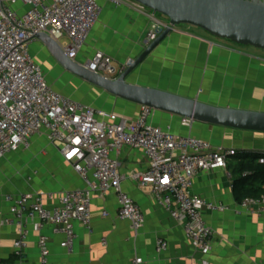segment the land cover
Masks as SVG:
<instances>
[{
  "label": "crops",
  "instance_id": "0c3cea01",
  "mask_svg": "<svg viewBox=\"0 0 264 264\" xmlns=\"http://www.w3.org/2000/svg\"><path fill=\"white\" fill-rule=\"evenodd\" d=\"M98 1L103 9L101 17L76 60L87 64L101 51L112 58L116 67L123 68L143 52L153 23L137 10L117 7L108 0ZM37 42L41 47H37ZM30 51L55 90L112 116H100L101 120H135L140 115L142 105L114 96L65 70L41 40H35ZM39 57L47 61L46 68ZM49 74H52L50 79ZM129 81L215 106L264 111V50L237 45L215 38L200 28L183 25L175 28L154 49ZM149 122L173 135L194 136L216 147L264 153V132L198 121L185 124L182 117L161 110H153ZM26 152L30 171L21 182H13L8 177L9 170L20 158L18 154L12 155L17 151L0 161V264L19 262L15 243L20 231L19 226L5 223L13 217L12 203L6 201V196L38 190L53 192L57 197L45 202L47 208L53 209L58 206L59 193L85 186L72 164L45 134L33 136ZM113 156L119 161L123 189L145 214L143 228L135 232L128 221L119 219L116 194L95 195L91 230L81 223L75 224L77 239L73 253L61 246L64 236L55 234L52 225H41L38 218H25L23 228L28 232V245L21 264H41V237L48 240L47 264H132L136 257H141L143 264H199L204 260L182 226L159 205L150 188L134 179V174L149 168L144 153L126 147ZM227 163L225 169L198 174L191 189L206 202L230 208L225 211L202 209L203 218L215 231L207 259L213 264H260L264 261V214L235 211L242 201L237 199L236 175L232 174L238 161L228 158ZM159 239L168 243L162 252L157 250Z\"/></svg>",
  "mask_w": 264,
  "mask_h": 264
},
{
  "label": "built area",
  "instance_id": "2783aa9c",
  "mask_svg": "<svg viewBox=\"0 0 264 264\" xmlns=\"http://www.w3.org/2000/svg\"><path fill=\"white\" fill-rule=\"evenodd\" d=\"M108 1L149 17L153 26L148 42L169 25L167 18L158 17L159 13L135 0ZM102 10L98 0H0V161L19 149H29L33 136L45 134L85 183L83 188L59 193L58 206L53 209L45 206L47 199L57 197L53 192L38 190L6 196V201L12 203L13 217L5 223L19 226L20 231L15 243L18 264L28 245V232L23 228L25 218H38L41 225H52L55 234L64 236L61 246L73 253L77 239L75 224L81 223L91 230L95 195L116 194L119 219L128 221L135 232L143 228L145 214L123 189L119 161L113 156L126 147L141 150L149 162V168L134 174V179L149 187L159 205L182 226L204 257L199 264H213L207 255L212 250L215 231L203 218L202 209L230 208L206 202L191 189L198 174L227 168V160L235 150L216 147L194 136H176L156 127L149 122L153 109L145 105L135 120H101L100 116H112L55 90L31 54L36 36L46 33L69 58L76 60ZM84 65L111 78L122 69L101 51ZM183 122L191 124L193 120L183 118ZM235 211L264 214V196L244 198ZM39 247L41 264H47L50 249L46 237L39 239ZM167 247L166 241L158 240V252ZM132 264H143V259L136 257Z\"/></svg>",
  "mask_w": 264,
  "mask_h": 264
},
{
  "label": "water",
  "instance_id": "95a60500",
  "mask_svg": "<svg viewBox=\"0 0 264 264\" xmlns=\"http://www.w3.org/2000/svg\"><path fill=\"white\" fill-rule=\"evenodd\" d=\"M169 20L168 27L114 77H106L68 57L46 33L36 36L68 72L130 102L182 118L239 130L264 132V111L220 107L158 88L131 83L129 77L167 36L181 25L200 28L211 36L264 50V0H135Z\"/></svg>",
  "mask_w": 264,
  "mask_h": 264
},
{
  "label": "trees",
  "instance_id": "16d2710c",
  "mask_svg": "<svg viewBox=\"0 0 264 264\" xmlns=\"http://www.w3.org/2000/svg\"><path fill=\"white\" fill-rule=\"evenodd\" d=\"M236 159L232 174L237 199L264 196V153L236 152L229 159Z\"/></svg>",
  "mask_w": 264,
  "mask_h": 264
},
{
  "label": "rangeland",
  "instance_id": "374dc122",
  "mask_svg": "<svg viewBox=\"0 0 264 264\" xmlns=\"http://www.w3.org/2000/svg\"><path fill=\"white\" fill-rule=\"evenodd\" d=\"M158 17H160L162 19H166V17L161 15V14H158ZM181 26H183V25H181ZM36 44H37V47H41V44L39 42H37ZM237 45H239V44H237ZM38 60L40 61V63H42L43 67L46 68L47 61H43L42 58H40V57ZM50 78H52V74H49V79ZM14 154H18L20 158H18V160L15 162L14 167L9 170V176L8 177L13 182H21L25 178H27L29 171H30V166H28V164L26 163L27 152L25 149H19L17 151V153H13L12 155H14Z\"/></svg>",
  "mask_w": 264,
  "mask_h": 264
}]
</instances>
